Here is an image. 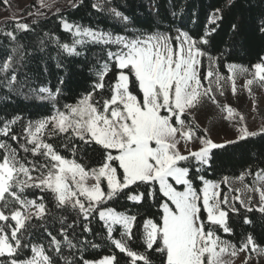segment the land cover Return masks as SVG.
Listing matches in <instances>:
<instances>
[{"label":"snow or ice","instance_id":"snow-or-ice-1","mask_svg":"<svg viewBox=\"0 0 264 264\" xmlns=\"http://www.w3.org/2000/svg\"><path fill=\"white\" fill-rule=\"evenodd\" d=\"M71 6L79 7L75 0ZM172 7L174 19L164 31L135 28L129 15L110 6L120 32L62 20L70 42L45 34L62 57L58 70L66 67L64 59L83 58L91 73L86 94L59 107L64 78L53 86L39 79L47 67L32 76L19 67L26 46L17 33L33 31L36 20H17L5 33L16 46L10 52L5 46L0 59V88L8 89L4 107L22 97L51 114L25 122L19 113H0V264H231L224 254L264 253L251 234H241L239 247L220 235L235 234L232 216L243 225L253 223L245 213L264 217V167L241 173V182L253 177L243 189H232L228 177L209 179L214 150L226 145L195 121L207 104L220 107L217 96H224L226 84L236 93L240 75L250 94L254 83L264 87V56L249 67L227 63L224 52L211 50L224 10H212L208 27L193 34L180 0ZM188 22L196 23L191 17ZM258 30L264 34V19ZM93 49L98 51L89 62ZM227 111L231 117L234 110ZM257 136L264 137V127L242 126L238 139L227 143ZM89 249L107 254L88 259Z\"/></svg>","mask_w":264,"mask_h":264},{"label":"trees","instance_id":"trees-1","mask_svg":"<svg viewBox=\"0 0 264 264\" xmlns=\"http://www.w3.org/2000/svg\"><path fill=\"white\" fill-rule=\"evenodd\" d=\"M75 3L79 7L56 6L49 10L40 11L36 3L26 7L17 19H6L0 22V59L10 52L16 44L9 41L5 33L12 31L14 22L20 21L30 23L36 20L33 25V31L17 33L18 43L25 45V59L19 65L21 72L32 76L34 73L40 72L44 67L48 68L45 76H40V81L47 80L51 85L55 86L58 77H63L65 85L62 95L59 98L57 107L63 104H75L89 89L91 84V73L83 62L80 60L68 58L64 59L66 67L64 70H58L55 65L62 57L58 55V49L45 34L58 36L64 42H70V34L62 29V20L69 23L80 24L84 27H93L98 30H107L120 32L121 27L118 21L113 18L108 8L116 7L120 11L125 12L133 20V26L138 29L156 28L159 26L160 31L169 28L170 21L174 19L171 16L174 0H106L104 6L92 8V4H96V0H76ZM183 5V19L187 24V28L193 34L203 33L208 14L215 8H222L224 19L220 24L217 33L212 38L211 50L214 55L224 52L225 61L237 65H250L258 62L259 57L264 56V34L258 28L261 19H264V0H180ZM231 3V7L227 4ZM7 3L0 0V10L7 8ZM159 10L160 16H156ZM43 15L37 16V12ZM31 12L33 15H29ZM151 13V15H150ZM164 17H167L166 19ZM194 19L196 23H189V18ZM177 24H179V19ZM232 24L237 25V30L233 31ZM44 41L43 46L41 41ZM42 48V50H41ZM97 49H93L89 55V62L97 54ZM221 72L227 76L225 69L221 68ZM8 100V89L0 88V113L11 117L17 113L21 114L27 120H38L51 114L48 108H37L30 100H24L22 97H15L7 107H4ZM17 129L19 126H16ZM45 139L49 143L59 146V140L55 137ZM15 146V145H14ZM215 157L212 169L208 172V178L212 180H221L224 177L229 179H238L241 173L251 168L256 170L257 167H264V137L257 136L248 138L239 143L226 145L221 149L214 150ZM61 154L71 158V154L66 150H62ZM24 153L21 152V156ZM90 155V154H89ZM31 158V157H29ZM85 162H90L85 160ZM253 177L246 176V183H251ZM222 187H224L222 185ZM227 192V189H225ZM128 207H132L128 203ZM155 214L158 210L151 209ZM253 223L251 225H243L240 217L232 216L230 223L235 221V234L220 233L221 237L232 241L239 247L243 234H251L256 243L264 248V217L259 212L245 213ZM231 216V214H230ZM250 251V250H249ZM107 254L106 249H89L84 253L85 258L98 259L102 255ZM155 264H160L159 260Z\"/></svg>","mask_w":264,"mask_h":264},{"label":"rangeland","instance_id":"rangeland-1","mask_svg":"<svg viewBox=\"0 0 264 264\" xmlns=\"http://www.w3.org/2000/svg\"><path fill=\"white\" fill-rule=\"evenodd\" d=\"M105 2L106 0H96L99 7L104 6ZM33 3H36L40 11H44L56 6H68L72 3V0H44L45 6L43 7L40 5V0H7V8L0 10V22L6 19H17L22 11ZM245 81V76L240 75L237 77L235 94L231 91V84H226L224 96H217L220 107L209 103L195 115L196 123L201 129L206 128L209 137L216 143L229 145L227 142L236 141L239 127L246 126L250 131L264 127V87L254 83L251 86L250 94L248 88L245 87ZM228 107L234 110L231 117H229L227 111ZM241 117H243L242 121L240 120ZM229 183L232 189H243L246 181L229 179ZM231 194L241 195L244 199L247 198L242 193L235 191ZM253 203H255V200ZM249 255L252 259L248 261V264H264V253L257 254L251 251L240 252L236 257L224 254L223 259L226 262L231 261V264H244L246 257Z\"/></svg>","mask_w":264,"mask_h":264}]
</instances>
